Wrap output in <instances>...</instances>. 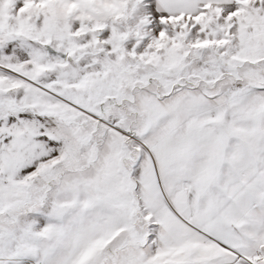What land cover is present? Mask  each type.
<instances>
[{
    "label": "snow or ice",
    "instance_id": "6c2138e0",
    "mask_svg": "<svg viewBox=\"0 0 264 264\" xmlns=\"http://www.w3.org/2000/svg\"><path fill=\"white\" fill-rule=\"evenodd\" d=\"M0 264H264V0H0Z\"/></svg>",
    "mask_w": 264,
    "mask_h": 264
}]
</instances>
